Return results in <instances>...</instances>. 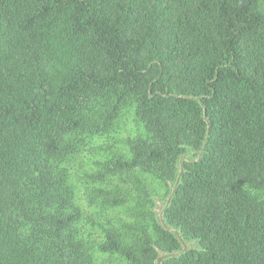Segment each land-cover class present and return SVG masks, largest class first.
<instances>
[{
	"label": "trees",
	"instance_id": "trees-1",
	"mask_svg": "<svg viewBox=\"0 0 264 264\" xmlns=\"http://www.w3.org/2000/svg\"><path fill=\"white\" fill-rule=\"evenodd\" d=\"M181 155L162 264H264V0H0V264L180 251Z\"/></svg>",
	"mask_w": 264,
	"mask_h": 264
},
{
	"label": "water",
	"instance_id": "water-1",
	"mask_svg": "<svg viewBox=\"0 0 264 264\" xmlns=\"http://www.w3.org/2000/svg\"><path fill=\"white\" fill-rule=\"evenodd\" d=\"M204 116H205V111H204ZM203 147H204V143L202 144L201 149L198 152V158L200 157V155L203 152ZM186 159H188V157L186 155H181L179 157V167H180V171H179L178 176L176 177L175 183H174V185L172 187V191H171L170 195L168 196V198L166 199V201L164 203L163 202H160L159 203V202H157V200H155V202L157 203V205L159 207L158 209L155 208V211L158 213V217H159L160 223L162 224V226L164 227V229H166V230H168V231H170L172 233H175L176 237L178 238V240H179V242L181 244L182 249L180 251H178V252H172V253H161V252H159V255L156 258L155 264H162V260H164V259L172 258V257H177L181 253H183L184 251H186V249L188 248V243H186L182 239L181 235L177 232V230H175L173 227H169V226L166 225V223L163 220V216H162L163 208H161L163 206L164 207L167 206V204L169 203L171 197L173 196V194H174V192L176 190L177 183H178V181L180 179V174L182 172L181 162H182V160H186Z\"/></svg>",
	"mask_w": 264,
	"mask_h": 264
},
{
	"label": "rangeland",
	"instance_id": "rangeland-1",
	"mask_svg": "<svg viewBox=\"0 0 264 264\" xmlns=\"http://www.w3.org/2000/svg\"><path fill=\"white\" fill-rule=\"evenodd\" d=\"M121 133H123V131H121ZM155 200H157V202H159V203H160V202H163L162 199H161L160 197H156ZM155 208H156V209L159 208L158 205H157V203H156ZM156 213H157V212H156Z\"/></svg>",
	"mask_w": 264,
	"mask_h": 264
}]
</instances>
